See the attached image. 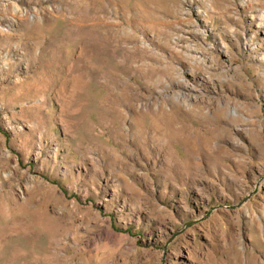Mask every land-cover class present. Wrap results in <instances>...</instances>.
Here are the masks:
<instances>
[{"label": "rangeland", "instance_id": "374dc122", "mask_svg": "<svg viewBox=\"0 0 264 264\" xmlns=\"http://www.w3.org/2000/svg\"><path fill=\"white\" fill-rule=\"evenodd\" d=\"M0 264H264V0H0Z\"/></svg>", "mask_w": 264, "mask_h": 264}]
</instances>
